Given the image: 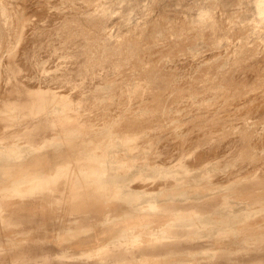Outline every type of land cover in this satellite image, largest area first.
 Returning <instances> with one entry per match:
<instances>
[{
	"label": "rangeland",
	"instance_id": "374dc122",
	"mask_svg": "<svg viewBox=\"0 0 264 264\" xmlns=\"http://www.w3.org/2000/svg\"><path fill=\"white\" fill-rule=\"evenodd\" d=\"M261 10L0 0V264H264Z\"/></svg>",
	"mask_w": 264,
	"mask_h": 264
},
{
	"label": "bare ground",
	"instance_id": "6f19581e",
	"mask_svg": "<svg viewBox=\"0 0 264 264\" xmlns=\"http://www.w3.org/2000/svg\"><path fill=\"white\" fill-rule=\"evenodd\" d=\"M264 10H261V12H263ZM14 93L18 92L19 95L20 94H23V96L19 99H14L12 101H9V104L10 105H14L15 107L17 106H20L21 104H26V107L27 108H33V109H36L38 106H40L42 103H41V95H37V94H34V95H31V96H28L24 93V89L20 88V87H17L16 89L12 90ZM32 91L30 90V93ZM45 102H47V98L44 99ZM30 108V109H31ZM14 109H17V108H14ZM73 130V128L71 129ZM29 142V141H28ZM27 142V143H28ZM31 142V141H30ZM30 144V143H29Z\"/></svg>",
	"mask_w": 264,
	"mask_h": 264
}]
</instances>
